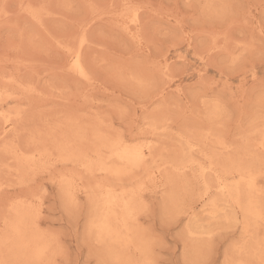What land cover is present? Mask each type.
Wrapping results in <instances>:
<instances>
[{"label": "rangeland", "instance_id": "rangeland-1", "mask_svg": "<svg viewBox=\"0 0 264 264\" xmlns=\"http://www.w3.org/2000/svg\"><path fill=\"white\" fill-rule=\"evenodd\" d=\"M27 2L0 0V264H264V0Z\"/></svg>", "mask_w": 264, "mask_h": 264}, {"label": "bare ground", "instance_id": "bare-ground-1", "mask_svg": "<svg viewBox=\"0 0 264 264\" xmlns=\"http://www.w3.org/2000/svg\"><path fill=\"white\" fill-rule=\"evenodd\" d=\"M28 2H29V0H28ZM28 2H27V3H28ZM20 3H21V2H20ZM30 5H31V4H30ZM28 6H29V5H27V7H28ZM133 7H134V6H133ZM29 9H30V8H29ZM32 9H33V8H32ZM32 9H31V10H32ZM26 10H27V9H26ZM34 11H35V10H34ZM34 11H33V13H34ZM7 12H8V11H7ZM14 13H15V12H14ZM14 15H15V14H14ZM35 15H37V14H35ZM107 15H109V14H107ZM10 16H11V15H10ZM6 17H7V16H6ZM4 19H5V18H4ZM4 19H3V20H4ZM10 19H11V18H10ZM20 24H21V23H20ZM6 25H8V24H6ZM84 31L86 32V30H84ZM144 31H145V30H144ZM82 32H83V31H82ZM80 33H81V32H80ZM64 34H65V33H64ZM59 35H60V34H59ZM84 36H85V35H84ZM79 38H80V36H79ZM85 38H86V37H85ZM85 38H84V39H85ZM84 39H83V40H84ZM80 41H81V40H80ZM83 42H84V41H83ZM83 42L81 43V45L79 46V48L76 50V52L74 53V56H73V61H72V62H74V64H78V66H79V63H80L81 59L83 60V58H82L83 47H84V46L82 45V44H84ZM85 42H86V41H85ZM11 45H12V44H11ZM26 49H27V47H26ZM29 49H30V48H29ZM85 49H86V48H85ZM85 49H84V51H85ZM56 52H57V51H56ZM87 56H88V55H87ZM45 58H46V57H45ZM15 59H16V58H15ZM70 65H71V64H70ZM71 67H72V66H71ZM71 67H70V68H71ZM80 67L83 68V66H80ZM82 68H81V70H83ZM91 68H92V67H91ZM107 69H108V68H107ZM83 73H84V72H83ZM29 75H30V74H29ZM82 76H83V75H82ZM86 76H88V75H86ZM83 77H85V75H84ZM85 78H86V77H85ZM87 78H88V77H87ZM17 84H18V82H17ZM20 86H22V85L20 84ZM20 86H19V87H20ZM28 86H29V85H28ZM145 86H146V85H145ZM22 87H24V86H22ZM26 87H27V86H26ZM26 87H25V89H26ZM32 88H33V86H32ZM25 89H24V90H25ZM28 89H30V88H28ZM31 90H32V89H30L29 92H31ZM46 91H47V90H46ZM69 96H70V95H69ZM2 98H3V97H2ZM20 110H21V109H20ZM20 110H19L18 112H20ZM23 110H24V109H23ZM15 112H17V111H15ZM17 114H22V112H21V113H17ZM22 115H23V114H22ZM22 115H21V116H22ZM14 117H15V116H14ZM16 118L18 119V116L15 117V120H16ZM19 119L22 120L21 117H20ZM19 119H18L17 122L20 121ZM66 120H67V119H66ZM75 120H76V119H75ZM111 120H112V119H111ZM69 121H71V119H70ZM69 121H68V122H69ZM72 121H74V120H72ZM72 121H71V122H72ZM71 122H70V123H71ZM75 122H76V121H75ZM20 124H21V123H20ZM36 124H37V123H36ZM62 124H63V123H62ZM62 124H61V128H62V127L64 128L65 125L67 124V122L65 123L64 126H62ZM71 124H74V125H75V123H71ZM77 124H78V123H77ZM77 124H76V125H77ZM13 125L16 127V128H14V129L17 130L18 127L16 126V123H14ZM53 125H54V124H53ZM0 126H1V125H0ZM36 126H37V125H36ZM55 126H58V124L55 125ZM59 126H60V124H59ZM70 126H71V125H70ZM19 127H20V126H19ZM72 127H73V126H72ZM74 127L76 128V126H74ZM22 128H23V127H22ZM59 128H60V127H59ZM61 128H60L59 130H62ZM78 128H79V126H78ZM19 129H20V128H19ZM19 129H18V130H19ZM56 129H58V128H56ZM79 129H80V128H79ZM81 129H82V127H81ZM81 129H80V130H81ZM21 130H22V129H21ZM21 130H20V131H21ZM49 130H50V129H49ZM52 130H53V128H52ZM66 130H67V129H66ZM66 130H65V131H66ZM70 130H71V133H72V131H73L72 128H71ZM53 131H55V129H54ZM75 131H76V130H75ZM75 131H74V132H75ZM17 132H19V131H17ZM17 132H15V133L17 134ZM34 132H35V131H34ZM47 132L49 133V131H47ZM2 133H3V132H2ZM13 133H14V132H13ZM19 133H20V132H19ZM52 133H53V132H51L50 136L52 135ZM55 133H56V132H55ZM55 133H54V135H55ZM57 133H58V132H57ZM63 133H64V131H63ZM80 133H81V132H80ZM85 133H86V132H85ZM189 133H190V132H189ZM73 134H74V133H73ZM73 134H72L71 137H73L74 135H76V134H74V135H73ZM82 134H83V133H82ZM82 134H81V135H82ZM96 134L98 135V133H96ZM102 134H103V133H102ZM214 134H215V133H214ZM14 135H15V134H14ZM57 135H59V134H57ZM68 135H70V132H69ZM77 135H78V130H77ZM79 135H80V134H79ZM18 136H19V134L17 135V137H18ZM52 136H53V135H52ZM61 136H63V135H61ZM66 136H67V135H66ZM66 136H65V137H66ZM85 136H86V135H85ZM85 136H84V137H85ZM100 136H101V135H100ZM100 136H99V137H100ZM206 136H207V135H206ZM0 137L2 138L3 135L0 134ZM57 137H60V136H57ZM71 137H69V138H71ZM102 137H105V136H102ZM3 138H4V137H3ZM3 138H2V139H3ZM15 138H16V135H15ZM31 138H32V137H31ZM46 138H47V135L45 136V139H46ZM54 138H55V137H54ZM61 138H62V137H61ZM63 138H64V137H63ZM105 138H108V137H105ZM205 138H206V137H205ZM2 139H0V140H2ZM34 139H35V138H34ZM34 139H33V140H34ZM45 139H44V142L47 141V139H46V141H45ZM66 139L68 140V137H66ZM71 139H72V138H71ZM71 139H69V140H71ZM74 139H75V142L78 143V142H77L78 140L76 141V137H75ZM77 139H78V138H77ZM80 139H81V138H80ZM95 139H97V140L101 139V140H102L103 138H95ZM95 139H94V140H95ZM31 140H32V139H31ZM36 140H37V139H36ZM36 140H35V141H36ZM51 140H52V139H51ZM63 140H64V139H63ZM63 140H61V141L63 142ZM72 140H73V139H72ZM72 140H71V141H72ZM42 141H43V140H42ZM56 141H57V139H56ZM61 141H60V143L63 144ZM105 141H106V140H105ZM112 141H113V139H112ZM115 141H116V140H115ZM36 142H37V141H36ZM38 142H39V141H38ZM47 142H48V141H47ZM54 142H55V140H54ZM54 142H53V143H54ZM69 142H70V141H69ZM69 142H68V143H69ZM95 142H96V141H95ZM99 142H100V140H99ZM187 142H188V141H187ZM6 143H7V142H6ZM40 143L42 144L41 141H40ZM53 143L50 142V144H52V146H54ZM72 143H74V141H72L71 144H72ZM102 143H103V142H102ZM110 143H111V141H110ZM112 143H113V142H112ZM117 143H118V142H117ZM123 143H124V142H123ZM3 144H4V143H3ZM3 144H2V145H3ZM16 144H17V143H16ZM41 144H40V145H41ZM57 144H58V143H56V146H58ZM66 144H67V143H66ZM66 144L64 143V145H66ZM105 144H106V143H105ZM120 144H121V143H120ZM6 145H7V144H6ZM9 145H10V144H9ZM69 145H70V144H69ZM72 145H73V144H72ZM17 146H18V145H17ZM50 146H51V145H50ZM52 146H51V147H52ZM66 146L68 147V145H66ZM70 146H71V145H70ZM81 146H82V145H79V150H80V147H81ZM92 146H94V145H92ZM101 146H102V145H101ZM104 146H105V145H104ZM111 146H112V145H111ZM116 146H117V145H116ZM1 147H2V146H1ZM3 147H4V146H3ZM3 147H2V148H3ZM9 147H10V146H9ZM46 147L48 148L49 146H46ZM59 147H60V146H59ZM109 147H110V146H109ZM120 147H121V146H120ZM126 147H127V145H125V149H126ZM2 148H0V150H1ZM13 148H14V147H13ZM39 148H40V147H39ZM43 148H45V147H43ZM53 148H54V147H53ZM57 148H58V147H57ZM60 148H61V147H60ZM96 148H97V147H96ZM103 148H104V147H103ZM114 148H115V147H114ZM122 148H123V145H122ZM122 148H121V149H122ZM129 148H130V147H129ZM4 149H5V148H4ZM4 149H3V150H4ZM8 149H9V148H7V150H8ZM11 149H12V148H11ZM14 149H15V148H14ZM54 149H56V148H54ZM58 149H59V148H58ZM58 149H56V150H58ZM68 149H69V148H68ZM81 149H82V147H81ZM90 149H91V148H90ZM110 149H111V148H110ZM132 149H133V148H132ZM20 150H21V149H20ZM39 150H40V149H39ZM46 150H47V149H46ZM56 150H55V152H56ZM95 150H96V149H95ZM95 150H94V152H95ZM105 150H107V149H105ZM123 150H124V149H123ZM189 150H190V149H189ZM191 150H192V149H191ZM248 150H249V149H248ZM13 151H14V150H13ZM13 151H10V152H12V155L15 154ZM16 151H17V150H16ZM42 151H43V150H42ZM51 151H52V149H51ZM51 151H50V152H51ZM98 151H99V150H98ZM115 151H118V150L115 149ZM127 151H129V149H127ZM5 152H6V151H5ZM33 152H34V151H33ZM40 152H41V151H40ZM61 152H63V151L61 150ZM64 152H66V151H64ZM64 152H63V153H64ZM72 152H73V149H72ZM81 152H82V151H80V153H81ZM96 152H97V151H96ZM118 152H119V151H118ZM140 152H141V151H139V153H140ZM189 152H191V151H189ZM247 152H248V151H247ZM8 153H9V151H8ZM13 153H14V154H13ZM16 153L18 154L19 152H16ZM20 153H21V152H20ZM41 153H42V152H41ZM44 153H45V152H44ZM78 153H79V152H78ZM84 153H85V151H84ZM92 153H93V151H92ZM121 153H122V152H121ZM125 153H126V152H125ZM134 153H135V152H134ZM136 153H137V151H136ZM136 153H135V154H136ZM249 153H250V152H249ZM28 154H29V153H28ZM45 154H46V153H45ZM127 154H128V152H127ZM127 154H126V155H127ZM142 154H143V153H142ZM24 155H25V153H24ZM33 155H34V154H33ZM33 155H32V156H33ZM46 155H47V154H46ZM58 155L61 156V154H58ZM65 155H66V154H65ZM68 155H69V153H68ZM97 155H98V154H97ZM124 155H125V154H124ZM128 155H129V154H128ZM209 155H210V154H209ZM15 156H16V154L14 155V157H15ZM41 156H42V154H41ZM50 156H51V155H50ZM54 156H55V155H54ZM62 156H63V155H62ZM62 156H61V158H63ZM100 156H101V155H100ZM100 156H99V157H100ZM103 156H104V155H102V157H103ZM211 156H213V155H211ZM217 156H218V154H217ZM220 156H221V155H219V157H220ZM242 156H243V155H242ZM242 156H241V157H242ZM246 156H247V155H246ZM252 156H253V155H252ZM20 157H22V156L20 155ZM25 157H26V156H25ZM38 157H40V156H38ZM38 157H36L35 160H37ZM84 157H85V156H84ZM84 157H83V159H84ZM97 157H98V156H97ZM121 157H122V154H121ZM124 157H125V156H124ZM127 157H128V156H126L125 158L127 159ZM215 157H216V154H215ZM238 157H240V156L238 155ZM247 157H248V156H247ZM247 157H246V158H247ZM23 158H24V156H23ZM69 158H70V157H69ZM75 158H76V157H75ZM88 158H89V157H88ZM125 158H124V160H125ZM221 158H222V156H221ZM223 158H225V157H223ZM16 159H18V158H16ZM110 159H111V158H110ZM112 159H113V157H112ZM112 159H111V161H112ZM138 159H140V157H139ZM143 159H144V158H143ZM211 159H212V158H211ZM214 159H215V158H214ZM216 159H217V157H216ZM228 159H229V158H228ZM242 159H243V158H242ZM257 159H258V158H257ZM260 159H261V158H260ZM260 159H259V160H260ZM24 160H26V158H25ZM30 160H31V159H30ZM32 160H33V159H32ZM32 160H31V161H32ZM35 160H34V161H35ZM69 160H70V159H69ZM69 160H68V162H69ZM102 160H103V159H102ZM107 160H108V159H107ZM115 160H116V159H115ZM120 160H121V158H120ZM194 160H195V159H194ZM212 160H213V159H212ZM212 160H211V161H212ZM234 160H235V159H234ZM234 160H233V162H234ZM18 161H19V159H18ZM26 161H27V160H26ZM76 161H77V159H76ZM90 161H91V160H90ZM93 161H94V160H93ZM104 161H105V160H104ZM117 161H118V160H117ZM117 161H116V163H117ZM136 161H138V160H136ZM209 161H210V160H209ZM214 161H215V160H214ZM239 161L242 162L243 160L240 159ZM244 161H246V160H244ZM73 162L76 163L75 161H73ZM113 162H114V161H113ZM121 162H122V161H121ZM125 162H126V161H125ZM125 162H124V164H125ZM132 162H133V161H132ZM191 162H192V161H191ZM216 162H217V160H216ZM218 162H219V160H218ZM225 162H227V161L225 160ZM228 162H229V161H228ZM233 162H232V163H233ZM24 163H25V161H24ZM29 163H30V162H29ZM29 163H28V164H29ZM33 163H34V162H33ZM33 163H32V164L30 163V166L35 164V163H34V164H33ZM71 163H72V161H71ZM86 163H87V162H86ZM88 163H89V160H88ZM93 163H94V162H92V164H93ZM96 163H97V162H96ZM96 163H95V164H96ZM103 163H104V162H103ZM133 163H134V162H133ZM137 163H138V162H137ZM209 163H210V162H209ZM258 163H259V161H258ZM19 164H20V163H19ZM26 164H27V163H26ZM26 164L23 165V163H22V167L25 166ZM39 164H40V163H39ZM51 164H52V163H51ZM76 164H77V163H76ZM90 164H91V163H90ZM113 164H115V162H114ZM135 164H136V162H135ZM220 164H222V163H220ZM223 164H224V163H223ZM239 164H240V163H239ZM49 165H50V164H49ZM74 165H75V164H74ZM82 165H83V164H82ZM105 165H107V164H105ZM117 165H118V164H117ZM128 165H129V164H128ZM128 165H127V166H128ZM133 165H134V164H133ZM133 165H132V166H133ZM137 165H138V164H136V166H137ZM139 165H141V164H139ZM211 165H212V162H211ZM241 165H242V163H241ZM34 166H35V165H34ZM103 166H104V165H103ZM110 166H111V165H110ZM118 166H119V165H118ZM132 166H131V168H132ZM220 166H221L222 168L226 167L225 165H220ZM232 166H233V164H232ZM20 167H21V166H20ZM25 167H26V166H25ZM31 167H32V166H31ZM46 167H47V166H46ZM83 167H85V166H83ZM83 167H82V168H83ZM86 167H87V166H86ZM90 167H91V166H90ZM105 167H107V166H105ZM105 167H104V168H105ZM112 167L114 168L113 165H112ZM116 167H117V166H116ZM221 167H220V168H221ZM230 167H231V163H230ZM239 167H240V166H239ZM242 167H243V166H242ZM254 167H255V166H254ZM254 167H253V168H254ZM0 168H1V167H0ZM28 168H30V167H28ZM101 168H102V167H101ZM109 168H110V167H109ZM128 168H129V166H128ZM250 168H251V167H250ZM19 169L22 170L21 168L18 167L17 170H19ZM25 169H26V168H25ZM88 169H89V168H88ZM106 169H107V168H106ZM110 169H112V168H110ZM123 169H124V168H123ZM129 169H130V168H129ZM132 169H133V168H132ZM233 169H234V168H233ZM235 169H237V168L235 167ZM20 170H19V171H20ZM37 170H38V169H37ZM89 170H90V169H89ZM89 170H87V171L89 172ZM103 170H104V169H103ZM108 170H109V169H108ZM125 170H126V169H125ZM211 170H212V168H211ZM239 170H241V169H239ZM254 170H255V169H254ZM49 171H50V170H49ZM87 171H86V173H87ZM101 171H102V170L100 169V172H101ZM123 171H124V170H123ZM222 171H223V170H222ZM227 171H229V170H227ZM230 171H231V170H230ZM37 172H38V171H37ZM92 172H93V169H92ZM92 172H90L89 174H92ZM94 172H95V171H94ZM102 172H103V171H102ZM111 172H112V170H111ZM143 172H144V171H143ZM225 172H226V171H225ZM243 172H244V171H243ZM251 172H252V171H251ZM157 173H158V172H157ZM93 174H94V173H93ZM104 174H106V172H105ZM112 174H113V173H112ZM123 174H124V173H123ZM179 174H180V173H179ZM127 175H129V173H128ZM111 176H113V175H111ZM116 176H117V175H116ZM119 176H120V174H119ZM61 177H62V176H61ZM70 177H71V176H70ZM114 177H115V175H114ZM121 177H122V176H121ZM239 177H240V176H239ZM243 177H244V176H243ZM257 177H258V176H257ZM259 177H261V176H259ZM68 178H69V177H68ZM115 178H117V177H115ZM240 178H241V177H240ZM61 179H62V178H61ZM204 179H205V177H204ZM241 179H242V178H241ZM248 179H249V178H248ZM248 179H247V180H248ZM66 180H67V177H66ZM81 180H82V179H80V181H81ZM120 180H121V179H120ZM170 180H171V179H170ZM245 180H246V179H245ZM250 180H251V179H250ZM255 180H256V178H255ZM216 181H217V179H216ZM216 181H215V183H216ZM21 182H23V181H21ZM64 182H65V180H64ZM210 182H211V180H210ZM207 183H209V182L207 181ZM207 183H206V184H207ZM218 183H220V182H218ZM237 183H238V182H237ZM242 183H243V182L241 181V184H242ZM244 183H245V182H244ZM249 183H250V182H249ZM249 183H247V184H249ZM64 184H65V183H64ZM70 184H71V183H70ZM108 184H109V183H108ZM206 184H205V186H206ZM247 184H246V186H247ZM257 184H258V183H257ZM73 185H74V184H73ZM88 185H89V184H88ZM209 185H210V183H209ZM212 185H213V184H212ZM223 185H225V184H223ZM255 185H256V184H255ZM255 185H254V186H255ZM96 186H97V185H96ZM106 186H108V185H106ZM203 186H204V185H203ZM235 186H238V184L235 185ZM241 186L243 187V185H241ZM256 186H257V185H256ZM67 187H68V186H67ZM69 187H71V186H69ZM86 187H88V186H86ZM97 187L99 188V185H98ZM206 187H207V186H206ZM217 187H219V186H217ZM238 187H239V186H238ZM244 187H245V186H244ZM248 187H249V186H248ZM101 188H102V187H101ZM106 188H107V187H105L104 189H106ZM221 188H223V187H221ZM221 188H220V189H221ZM245 188H246V187H245ZM251 188H252V187H250L249 189H251ZM256 188H257V187H256ZM0 189H1V187H0ZM63 189H65V187H64ZM207 189H209V187H208ZM240 189H241V187H240ZM215 190H216V189H215ZM217 190H218V189H217ZM217 190H216V192H217ZM226 190H227V189H226ZM242 190H244V189H242ZM261 190H263V189H261ZM116 191H117V190H116ZM237 191H238V190H237ZM237 191H236V192H237ZM91 192H92V191H91ZM105 192L109 193L108 190L105 191ZM118 192H121V193H122L123 191H118ZM127 192H131V190H130V191L127 190ZM132 192L135 193L134 190H133ZM132 192H131V193H132ZM205 192H206V191H205ZM234 192H235V190H234ZM251 192H252L251 194H253V191H251ZM88 193H90V192L88 191ZM107 193H106V194H107ZM257 193H258V192H257ZM260 193H261V192H260ZM67 194H68V192H67ZM125 194H126V193H125ZM129 194H130V193H129ZM129 194L127 193L126 197L129 196ZM229 194H230V193H229ZM236 194H237V193H236ZM261 194H262V193H261ZM263 194H264V193H263ZM108 195H109V194H107V196H108ZM112 195H113V194H112ZM119 195H120V193H119V194L117 193V196H119ZM130 195H131V194H130ZM231 195H232V194H231ZM242 195H243V193H242ZM257 195H258V194H257ZM93 196H94V194H93ZM113 196H114V195H113ZM123 196H124V195H123ZM132 196L134 197V196H136V195L133 194V195H131V197H130V196H129V197L132 198ZM191 197H192V196H191ZM198 197H199V196H198ZM215 197H216V196H215ZM223 197H225V196H223ZM233 197H234V196H233ZM239 197H240V196H239ZM70 198H72V195H71ZM70 198H69V199H70ZM104 198H105V197H104ZM104 198H103V199H104ZM114 198H115V197H114ZM122 198L124 199L125 197H121V199H122ZM130 198H129V199H130ZM235 198H236V197H235ZM256 198H257V197H256ZM23 199H24V198H23ZM112 199H113V198H112ZM116 199L118 200V198H116ZM126 199L128 200V198H126ZM134 199H135V198H134ZM136 199H137V198H136ZM136 199L133 200V201L136 202ZM210 199H211V198H210ZM210 199H209V200H210ZM213 199H214V198H213ZM215 199H216V198H215ZM217 199H218V193H217ZM220 199H221V198H220ZM227 199H228V198H227ZM227 199H226V200H227ZM237 199H238V198H237ZM250 199H251V198H250ZM257 199H258V198H257ZM257 199H256V200H257ZM21 200H22V199H21ZM104 200H105V199H104ZM104 200H103V201H104ZM109 200H110V199H109ZM124 200H125V199H124ZM124 200H123V202H124ZM127 200H125V201H127ZM226 200H225V201H226ZM18 201H19V200H18ZM18 201H17V202H18ZM110 201H111V200H110ZM129 201H130V200H129ZM131 201H132V200H131ZM232 201H233V200H232ZM234 201H235V200H234ZM238 201H240V200H238ZM252 201H253V199H252ZM22 202H23V200H22ZM25 202H26V201H25ZM27 202H28V201H27ZM113 202H114V201H113ZM206 202H207V201H206ZM216 202H217V201H216ZM117 203H118L117 205H119V203H121V200H120V202L117 201ZM132 203H133V202H132ZM251 203H252V202H251ZM23 204H24V202H23ZM97 204H98V203H97ZM121 204H122V203H121ZM228 204H230V203H228ZM228 204H227V205H228ZM233 204H234V202H233ZM236 204H237V203H236ZM16 205H17V204H16ZM106 205H107V204H106ZM110 205H111V204H110ZM110 205H109V206H110ZM114 205H115V204H113V207H114ZM164 205H165V203H164ZM255 205H256V204H255ZM12 206H13V205H12ZM12 206H11V207H12ZM22 206H23V205H22ZM22 206H21V207H22ZM95 206H96V205H95ZM97 206H98V205H97ZM120 206H121V205H120ZM129 206H130V208H131V205H130V204L128 205V207H129ZM132 206H134V205H132ZM240 206H241V205H240ZM240 206H239V208H240ZM11 207H10V209L13 208V207H12V208H11ZM26 207H27V206H26ZM92 207L94 208V206H92ZM103 207H104V206H103ZM106 207H107V206H106ZM211 207H212V206H211ZM221 207H223V206H221ZM224 207H225V206H224ZM95 208H96V207H95ZM98 208H99V207H98ZM109 208H111V207H109ZM114 208H115V207H114ZM117 208H119V207H117ZM227 208H228V207H227ZM231 208H232V207H231ZM13 209H14V208H13ZM13 209H12V210H13ZM17 209H18V207H17L15 210H17ZM102 209H103V208H102ZM106 209H107V208H106ZM111 209H113V208H111ZM122 209H123V208L121 207V211H122ZM126 209H127V207H126ZM126 209H125V210H126ZM128 209H129V208H128ZM217 209H218V208H217ZM219 209H220V208H219ZM229 209H230V207H229ZM256 209H257V208H256ZM100 210H101V208H100ZM113 210H117V209H113ZM113 210H112V211H113ZM119 210H120V209H119ZM132 210H133V208H132ZM24 211H25V209L23 210V212H24ZM27 211H28V210H27ZM98 211H99V210H98ZM104 211H106V210H104ZM12 212H14V211H12ZM18 212H19V211H18ZM18 212H14V213L16 214V213H18ZM115 212H116V211H115ZM123 212H124V211H123ZM212 212H214V211H212ZM218 212H220V211H218ZM234 212H235V210H234ZM261 212H262V211H261ZM3 213H4V212H3ZM19 213H20V212H19ZM25 213H26V212H25ZM25 213H24V216H25ZM105 213H106V212H105ZM109 213H111V212H109ZM112 213H113V212H112ZM119 213H120V211H119ZM124 213L126 214V212H124ZM124 213H123V214H124ZM259 213H260V212H259ZM15 214H14V215H15ZM22 214H23V213H22ZM114 214H116V213H114ZM120 214H121V213H120ZM128 214H129V213H128ZM213 214H214V213H213ZM2 215H3V214H2ZM109 215H110V214H109ZM216 215H217V214H216ZM227 215H228V214H227ZM94 216H95V215H94ZM107 216H108V215H107ZM110 216H111V215H110ZM110 216L108 217L109 219H110ZM112 216L114 217L115 215L112 214ZM118 216H119V215H118ZM130 216H131V215H130ZM217 216H218V215H217ZM229 216H230V215H229ZM259 216H260V215H259ZM259 216H257V217L259 218ZM26 217H27V216H26ZM103 217H104V216H103ZM125 217H127V215H126ZM27 218H28V217H27ZM27 218H26V219H27ZM93 218H94V217H93ZM93 218H92V219H93ZM98 218H99V217H98ZM106 218H107V217H106ZM106 218H105V219H106ZM108 218H107V219H108ZM121 218H122V217H121ZM127 218H128V217H127ZM242 218H243V217H242ZM261 218H262V217H261ZM261 218H259V219H261ZM3 219H4V218H3ZM12 219H13V218H12ZM112 219H115V218H112ZM228 219H229V217H228ZM263 219H264V218H263ZM23 220H24V219H23ZM127 220H128V219H127ZM243 220H244V219H243ZM4 221H5V220H4ZM15 221H16V219H15ZM15 221H14V222H15ZM24 221H25V220H24ZM94 221H95V220H94ZM113 221L115 222L116 220H113ZM118 221H119V219H118ZM123 221L125 222L126 220L123 219ZM12 222H13V221H12ZM19 222H20V221H19ZM19 222H18V223H19ZM22 222H23V221H22ZM102 222L105 223L104 221H102ZM106 222H107V221H106ZM116 222H117V221H116ZM243 222H244V221H243ZM3 223H4V222H3ZM27 223H28V222H27ZM103 223H101V225H102ZM118 223H119V222H118ZM118 223H117V224H118ZM122 223H123V222H122ZM4 224H5V223H4ZM24 224L27 225V227H28V226H29L28 224H30V223H28V224L24 223ZM94 224H95V223H94ZM119 224H120V223H119ZM8 225H9V224H8ZM19 225H20V224H19ZM19 225H18V226H19ZM31 225H32V224H31ZM31 225H30V226H31ZM122 225H123V224H122ZM124 225H125V224H124ZM91 226H93V225H91ZM94 226H96V225H94ZM109 226H110V225H109ZM115 226H116V225H115ZM19 227H20V226H19ZM21 227H22V226H21ZM23 227H24V226H23ZM27 227L25 226V228H27ZM101 227H102V226H101ZM105 227H106V226H105ZM111 227H112V226H111ZM119 227H120V226H119ZM121 227H122V226H121ZM121 227H120V228H121ZM241 227H242V226H241ZM258 227H259V225H258ZM261 227H262V226H261ZM95 228H96V227H95ZM97 228H98V226H97ZM103 228H104V226H103ZM107 228H108V227H107ZM242 228L244 229V225H243ZM21 229H22V228H21ZM31 229H32V228H31ZM109 229H110V228H109ZM112 229H114V228H112ZM112 229H110V230H112ZM116 229H117V228H116ZM123 229H126V228L124 227ZM247 229H248V228H247ZM260 229H261V228H260ZM29 230H30V229H29ZM99 230H100V229H99ZM102 230H103V229H102ZM129 230H130V229H129ZM131 230H132V229H131ZM245 230H246V228H245ZM117 231H118V230H117ZM123 231H124V230H123ZM133 231H134V230H133ZM256 231H258V230L256 229ZM25 232L28 233V231H26V230H25ZM107 232H108V230H107ZM114 232H115V231H114ZM114 232H112V233H114ZM124 232H125V231H124ZM124 232H123V233H124ZM134 232H135V231H134ZM23 233H24V232H23ZM27 233H26V234H27ZM29 233L31 234V232H29ZM109 233L111 234V232H109ZM17 234H18V233H17ZM19 234H20V233H19ZM33 234H34V233H33ZM102 234H103V233H102ZM125 234H126V233H125ZM127 234H130V233L127 232ZM131 234H132V233H131ZM252 234H253V233H252ZM98 235H99V233H98ZM116 235H117V234H116ZM123 235H124V234H123ZM6 236H7V235H6ZM26 236H27V235H26ZM36 236H37V235H36ZM102 236L104 237V234H103ZM121 236H122V235H121ZM17 237H18V236H17ZM23 237H24V236H23ZM31 237H32V236H31ZM103 237H102V238H103ZM107 237H108V236H107ZM119 237H120V236H119ZM128 237H129V236H128ZM131 237H132V236H131ZM252 237H253V236H252ZM18 238H19V237H18ZM33 238H35V237L33 236ZM38 238H40V237H38ZM125 238H126V236H125ZM129 238H130V237H129ZM249 238H250V237H249ZM262 238H263V237H262ZM3 239H4V238H3ZM5 239H6V238H5ZM19 239H20V238H19ZM26 239H27V238H26ZM99 239H100V238H99ZM115 239H116V238H115ZM132 239H133V238H132ZM252 239H253V238H252ZM14 240H15V239H14ZM30 240H32V239L30 238ZM33 240H34V239H33ZM37 240H39V239H37ZM57 240H58V239H57ZM105 240H106V239H105ZM127 240H129V239H127ZM130 240H131V239H130ZM133 240H134V239H133ZM256 240L258 241V239H256ZM27 241H28V239H27ZM122 241H123V239H122ZM134 241H135V240H134ZM25 242H26V241H25ZM37 242H38V241H37ZM108 242H110V241L108 240ZM111 242H112V244H113V241H111ZM117 242H118V241H117ZM129 242H130V241H129ZM131 242H132V240H131ZM251 242H252V241H251ZM5 243H6V242H5ZM5 243H4V245H5ZM13 243H14V242H13ZM17 243H18V242H17ZM121 243H123V242H121ZM127 243H128V242H127ZM133 243H134V242H133ZM252 243H253V242H252ZM252 243H251V244H252ZM258 243H259V241H258ZM27 244H28V243H27ZM27 244H23V245H27ZM34 244H35V243H34ZM109 244L111 245V243H109ZM12 245H13V244H12ZM12 245H11V246H12ZM14 245H15V244H14ZM17 245H18V244H17ZM114 245H115V244H114ZM119 245H121V244H119ZM123 245H124V244H123ZM258 245H259V244H258ZM7 246H8V245H7ZM19 246H20V245H19ZM19 246H18V247H19ZM28 246H30V245H28ZM31 246H32V245H31ZM124 246H125V245H124ZM127 246H129V245H127ZM3 247H4V246H3ZM32 247H33V246H32ZM9 248L11 249V247H8V249H9ZM19 248H20V247H19ZM21 248H22V247H21ZM259 248H260V247H259ZM1 249H2V248H1ZM1 249H0V251L3 250V249H2V250H1ZM10 249H9V250H10ZM22 249L24 250L25 247L22 248ZM22 249H21V250H22ZM26 249H28V247H27ZM32 249H33V248H32ZM4 250H5V249H4ZM4 250H3V251H4ZM19 251H20V250H19ZM25 251H27V250H25ZM34 251H35V250H34ZM203 252H204V251H203ZM256 252H257V251H256ZM256 252H255V253H256ZM1 253H2V252H1ZM25 253H26V252H25ZM35 253H37V252L35 251ZM23 254H24V253H23ZM37 254H38V253H37ZM41 254H42V253H41ZM111 254H112V253H111ZM253 254H254V253H253ZM111 256H112V255H111ZM119 257H120V256H119ZM37 258H38V256H37ZM115 258H116V256H115ZM120 258H122V257H120ZM120 258H119V259H120ZM258 258H259V257H258ZM1 259H2V258H1ZM33 259H34V258H33ZM143 259H144V258H143ZM112 260H113V258H112ZM123 260H124V259H123ZM123 260H122V261H123ZM116 261H117V260H116ZM118 261H119V260H118ZM133 262H134V261H133Z\"/></svg>", "mask_w": 264, "mask_h": 264}]
</instances>
